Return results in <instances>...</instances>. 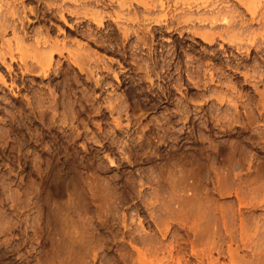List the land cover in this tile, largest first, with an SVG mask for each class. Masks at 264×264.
<instances>
[{
	"label": "rangeland",
	"instance_id": "obj_1",
	"mask_svg": "<svg viewBox=\"0 0 264 264\" xmlns=\"http://www.w3.org/2000/svg\"><path fill=\"white\" fill-rule=\"evenodd\" d=\"M161 1L164 6L160 0H106L112 3L99 7L102 26L90 20L78 25L66 9L60 17L43 3L26 1L40 12L31 29L50 27L72 53L81 39L114 72L89 59L79 68L65 51L55 52L49 74L36 69L37 62L24 73L22 62L35 64L40 54L29 44L15 46L13 71L0 62V264H197L198 253L208 248L212 255L206 251L202 264H208L207 254L209 264H264V115L255 111L260 96L226 64L231 51L238 54L233 46L219 37L210 43L176 21L232 4L241 15L250 13L240 0ZM244 1L264 15V0ZM70 2L65 6L73 9ZM116 21L131 28L128 38ZM89 27L106 42L82 37ZM254 35L264 54V29ZM7 38L14 40L11 32ZM247 63L252 73L253 61ZM208 69L216 80L206 87ZM229 80L251 95L250 105H227ZM259 87L264 90V76ZM199 205L203 216L210 205L204 218ZM202 224L204 234L214 231L201 241L193 227Z\"/></svg>",
	"mask_w": 264,
	"mask_h": 264
},
{
	"label": "bare ground",
	"instance_id": "obj_2",
	"mask_svg": "<svg viewBox=\"0 0 264 264\" xmlns=\"http://www.w3.org/2000/svg\"><path fill=\"white\" fill-rule=\"evenodd\" d=\"M5 0H0V7L3 6V4L5 5L4 9L2 11H0V42H2L1 46H0V62L6 66L7 70H10L9 72H11V70L13 71L12 69V63L11 61L17 56H15V52H14V49H15V46L18 48L20 46H25L26 48L28 47V44L31 45V50L33 51L34 48L38 51H35L37 52L36 54L38 55L39 58H37L38 60L35 61L33 64L30 65L27 61H24L22 62V69H23V72L26 73L28 71H33V66L35 65L36 66V62H37V68L41 73H43L44 75H47L49 73H47V71L49 72V67L51 66V69H52V66H54V61H53V58H54V54L55 52H58L59 54L61 55H64L65 51L67 52V54H69V57L72 59V62L75 64H77L76 66H78L80 68V66L78 65L82 60L84 59H89L90 61H94V63H97L99 61H101L99 55H97V53L95 51H93L89 46H86L85 43H81L80 40H76L77 43V52H74L72 53L68 46H67V42L65 39H59L58 37L56 36H52V34L50 33L51 31V28L50 27H35L32 26L33 28L31 29V25L33 23H35L39 18H40V12L37 8V6H31L30 4L28 5L26 3L27 0H16L18 2H15V0H13L12 2H5ZM33 1V0H31ZM38 3H43V5L46 6V9H47V12L49 13H53L52 11H55V14L56 13H60V17H63V11L66 9L67 12L69 13H72V14H75L76 15V19L79 20L78 22V25H81L82 23H84V21L86 22V20H90L92 22H95L98 24V26H102L103 25V18L105 19V15H102L103 11H100L99 7H104L105 5L109 4V3H112V2H106V0H34ZM67 1H71L73 2L71 5L73 6V9L69 8V7H66V3ZM112 1V0H110ZM70 2V3H71ZM29 3V2H28ZM121 4V3H120ZM119 4V5H120ZM125 4V3H124ZM124 4L122 3L120 6H124ZM238 4V3H237ZM239 4L240 5H244L246 8L245 10L248 11L250 14L248 17L244 16V15H241V12L237 11V6L236 4H232L233 6H225V7H220L216 10H213L211 11L210 13L208 14H205V15H201V16H195L192 12H189V13H186L184 15H180V16H177L176 18H178V20L176 19L177 23L178 24H186L187 26H185L188 30L192 31L194 34H198L200 35L203 39L207 40L208 42L212 43L215 39H217L218 37L220 39H222V41H227L229 43L230 46H233L235 48V51L234 52H238V54L235 56H233V51L232 52V60L233 61H236V63L234 64L233 61L230 59L227 61V65L229 66H232L233 69H235V72L236 74H238L239 76H242L241 78H243V81L245 82V86H250L252 88V90L254 91L255 94H257L258 96H260L259 98V104L256 105V108H255V111H257L259 117L263 116L264 115V90L260 89L259 87V83L263 81V76H264V54L262 53H259L262 49H261V46H260V43L259 41L257 40L256 36L254 35L256 30H260V29H264V15H261L260 14H257V11L253 9V6L244 1V0H240L239 1ZM126 5V4H125ZM131 5V4H130ZM129 5V6H130ZM143 7L145 8V11L146 10H149V6L147 3H143L142 4ZM159 5L160 6H164V1H161L159 2ZM68 6V5H67ZM71 6V7H72ZM110 6V4H109ZM107 6V7H109ZM126 7V6H125ZM131 7V6H130ZM98 8V9H97ZM121 8V7H120ZM104 9V8H103ZM106 9V8H105ZM132 10V9H131ZM107 11V9H106ZM104 11V13L106 12ZM41 12H43L41 10ZM147 12V11H146ZM145 12V13H146ZM149 12V11H148ZM108 13V11H107ZM113 13V12H112ZM131 13V12H130ZM129 13V14H130ZM143 13V12H142ZM145 13H143L142 15V19L141 21H144L146 22L148 19H149V16H145ZM42 14V13H41ZM71 14V15H72ZM114 14V13H113ZM110 12L107 14L108 17H113L111 15ZM167 14V13H166ZM46 15V13L44 12L43 13V16ZM136 15V14H135ZM164 16V15H163ZM162 16V17H163ZM176 16V15H175ZM174 16V17H175ZM240 16V19L239 20H236L235 18L236 17H239ZM116 17V16H115ZM139 17V16H137ZM128 18V17H127ZM151 18V17H150ZM139 19V20H140ZM152 19V18H151ZM161 17L159 18H154V21H162L160 20ZM75 20V19H74ZM164 20H167L166 17ZM152 21V20H151ZM198 21L199 23H203V25L201 24H198ZM115 22V21H114ZM195 22H197L195 24ZM75 23V24H76ZM159 23V22H158ZM143 24V23H142ZM147 24V23H146ZM197 24L199 26H197ZM257 24V25H256ZM83 25V24H82ZM116 25L118 27V29L120 30L122 36L124 38H128L129 35L131 34L130 32V29L129 26L126 24L124 25V23H120V21H116ZM255 25L257 27H255ZM72 26V25H71ZM92 26V25H91ZM149 26V24L147 25ZM146 26V27H147ZM184 27V26H183ZM169 28V27H168ZM176 28V27H175ZM179 28V27H178ZM75 29V28H74ZM183 29V28H182ZM147 31H150L151 30L149 29V27L146 28ZM175 30V29H174ZM79 31V30H78ZM95 30H92L89 28L85 29L83 31V34H81L82 37H86V39L88 38V40H91V41H94V42H99V43H103V42H106L105 39H102L100 38V36H98V34L96 32H94ZM12 33V37H14V40L10 39V38H7V34L8 33ZM81 32V31H80ZM118 32V31H117ZM180 32V31H179ZM99 33V32H98ZM80 36V37H81ZM140 36V35H139ZM9 37V36H8ZM105 38V37H104ZM109 38V37H108ZM141 38V37H140ZM28 40H31L33 41L32 43H28L27 41ZM140 40V39H139ZM13 41L15 42L13 44ZM112 41V40H111ZM12 42V43H11ZM144 42V41H143ZM148 42V41H146ZM107 44V43H106ZM110 44V43H109ZM148 44V43H146ZM89 45V44H88ZM76 46V45H75ZM24 48V47H23ZM232 48V47H231ZM29 49V48H27ZM115 51V50H114ZM124 51V50H123ZM34 52V54H35ZM39 52V53H38ZM226 52V51H225ZM254 53V55H253ZM33 54V56H34ZM37 55L35 57H37ZM7 56H9L8 58L10 60H7ZM67 56V55H66ZM227 56V55H226ZM33 57V58H35ZM64 57V56H62ZM228 57V56H227ZM16 58L14 59L16 61ZM22 58V56L20 57ZM229 58V57H228ZM36 59V58H35ZM25 60V59H24ZM207 60V59H206ZM253 61V65H252V73L249 72V63L247 62H250ZM10 61V62H9ZM22 61V59L20 60ZM71 61V60H70ZM85 61V60H84ZM194 61V60H193ZM13 62V61H12ZM103 64H102V69L106 68L108 69V71L110 72V69L111 67L108 65L109 63H106L104 62L103 60L101 61ZM145 62V61H144ZM211 62V61H210ZM60 63V62H59ZM91 63V62H90ZM81 64V63H80ZM33 65V66H32ZM89 66L91 64H88ZM210 65V64H209ZM212 65V64H211ZM210 65V66H211ZM226 65V66H227ZM21 66V65H19ZM56 66V65H55ZM99 66V65H98ZM96 66V67H98ZM227 66V67H228ZM94 67V66H93ZM148 67V66H147ZM83 68V67H82ZM139 68V67H138ZM141 68V67H140ZM205 68V67H204ZM209 68V67H208ZM218 68V67H217ZM243 68V69H242ZM35 69V70H36ZM94 69V68H93ZM100 69V68H99ZM37 70V72H39ZM53 70V69H52ZM82 70V69H81ZM91 70V69H90ZM217 70V69H216ZM54 71V70H53ZM83 71V70H82ZM95 71V70H94ZM102 71V70H101ZM111 71L114 72V69ZM15 72V71H14ZM52 72V71H51ZM13 73V72H12ZM22 73V72H21ZM47 73V74H45ZM53 73V72H52ZM56 73V72H54ZM53 73V74H54ZM188 73V72H187ZM206 73V72H205ZM9 74V73H8ZM115 74H117L115 72ZM215 73H213V71H211L210 69L207 70V80L204 81V86H208L211 84V83H214L215 82V76H214ZM223 74V73H222ZM222 74L220 76H222ZM90 75V74H89ZM94 75V74H93ZM193 75V74H192ZM206 75V74H205ZM1 76V74H0ZM117 76V75H116ZM115 76V77H116ZM147 76V75H146ZM189 76V75H188ZM219 76V75H218ZM118 79V77H116ZM149 78V77H148ZM151 78H152V75H151ZM200 78V77H199ZM198 78V79H199ZM239 78V77H238ZM12 79V78H11ZM191 79V78H190ZM3 80H4V77H3ZM95 80V79H94ZM97 80V79H96ZM151 80V79H150ZM219 81L218 82H222L223 84V81L222 79H218ZM13 81V80H12ZM101 81V80H100ZM99 81V82H100ZM193 81V80H192ZM230 81V80H229ZM98 81H96L97 83ZM196 82V81H194ZM193 82V83H194ZM235 82V81H234ZM232 82V80L230 82H224L226 83V87L228 88V91L230 93H235L234 95H236L237 97V100L236 99H233L232 96L233 94L231 95V98L229 99H226L227 101V105H228V101L230 102V105L231 103L234 105V107L236 109H238V105L240 102H243L242 105L247 104V105H250L251 102H252V98H251V95L248 93H243L238 90L239 89V84L240 82H238L237 84ZM119 83V82H118ZM197 83V82H196ZM194 83V84H196ZM243 83V82H242ZM99 84V83H97ZM104 84V83H103ZM110 84V83H109ZM143 84V83H142ZM199 84V83H197ZM200 85V84H199ZM237 85H238V88H237ZM243 85V84H242ZM197 86V85H196ZM200 87V86H199ZM243 87V86H242ZM226 88V89H227ZM247 88V87H246ZM245 89V88H244ZM225 91V90H224ZM223 91V92H224ZM228 92V93H229ZM225 93V92H224ZM230 93H229V96H230ZM198 94V93H197ZM201 94V93H200ZM216 94V93H215ZM219 94V93H217ZM221 94V93H220ZM226 94V93H225ZM171 95V94H170ZM205 95V94H204ZM203 97V96H202ZM234 97V96H233ZM160 98V97H159ZM216 98V97H215ZM235 98V97H234ZM169 99V97H168ZM218 99L222 100L224 102L225 100V95L222 93L220 96L218 95ZM217 99V100H218ZM243 99V100H242ZM110 101V100H109ZM112 101V100H111ZM219 101V100H218ZM114 102V101H113ZM222 103V102H221ZM241 104V103H240ZM229 105V106H230ZM246 105V106H247ZM109 106V105H108ZM232 106V105H231ZM245 106V105H244ZM245 106V107H246ZM232 107V108H234ZM235 109V110H236ZM248 109V107L246 108ZM234 110V109H232ZM249 110V109H248ZM246 110V111H248ZM245 111V112H246ZM253 111V110H252ZM234 112V111H233ZM236 112V111H235ZM235 116H236V113L239 112V110L235 113ZM244 112V113H245ZM252 113V112H251ZM250 113V114H251ZM256 113V114H257ZM238 114V113H237ZM240 114V112H239ZM226 115V114H225ZM230 115V114H229ZM252 116L254 115L253 113L251 114ZM234 115H232L233 117ZM238 116V115H237ZM236 116V117H237ZM255 116V115H254ZM223 117V116H222ZM236 117H234L236 119ZM184 118V117H183ZM227 118V116H226ZM249 118V117H247ZM256 118V117H255ZM254 118V119H255ZM258 118V117H257ZM256 118V119H257ZM217 119V118H216ZM231 119V117H230ZM250 119V118H249ZM222 120V119H221ZM227 120V119H225ZM233 121V119H231ZM240 120V119H239ZM189 121V120H188ZM214 121V120H213ZM216 122L218 120H215ZM236 121V120H235ZM159 122V121H157ZM161 122V121H160ZM207 122V121H206ZM220 122V121H219ZM234 122V121H233ZM237 122H240V121H237ZM236 122V123H237ZM222 123V122H221ZM235 123V122H234ZM241 123V122H240ZM251 123V122H250ZM217 124V123H216ZM215 124V125H216ZM220 124V123H219ZM217 124V125H219ZM224 124V123H222ZM117 125V124H116ZM191 125V124H190ZM171 126V125H170ZM219 127V126H218ZM222 127V126H221ZM234 148V147H233ZM204 152V151H203ZM207 152V151H206ZM234 154V153H233ZM197 155V154H196ZM179 156V155H178ZM195 156V154H194ZM212 157V156H211ZM215 157V156H214ZM176 158V157H175ZM178 159V158H177ZM241 159V158H240ZM192 160V159H191ZM190 160V161H191ZM210 162V161H209ZM173 163V162H172ZM178 163V162H177ZM193 164V163H192ZM174 165V164H173ZM211 165V164H210ZM229 165V163H228ZM175 166V165H174ZM206 166V165H205ZM170 167V166H169ZM211 167V166H210ZM222 167V166H221ZM228 167V166H226ZM171 168V167H170ZM213 168V167H212ZM216 168V166H215ZM175 169V168H174ZM182 169V168H181ZM200 169V168H199ZM214 169V168H213ZM225 169V168H224ZM169 170V169H168ZM171 170V169H170ZM176 170V169H175ZM217 170V169H216ZM177 171V170H176ZM182 171V170H181ZM241 171H239L240 173ZM248 172V171H247ZM219 173V172H218ZM165 174V173H164ZM181 174V173H180ZM215 174V173H214ZM179 175V174H178ZM183 175V174H182ZM228 175V174H227ZM170 176V175H169ZM173 176V175H172ZM184 176V175H183ZM200 176V175H199ZM202 176V175H201ZM200 176V177H201ZM231 176V175H230ZM240 176V175H239ZM185 178V177H183ZM187 178V177H186ZM244 178V177H243ZM182 179V178H181ZM220 180V179H219ZM217 181V180H216ZM241 181V180H240ZM245 181V180H244ZM171 182V181H170ZM194 183V182H193ZM220 183V182H219ZM243 183V182H242ZM251 185V183H249ZM174 186V184H173ZM198 185L196 184V187ZM215 186V185H214ZM220 186V185H219ZM205 187V186H204ZM179 188V187H178ZM181 188V187H180ZM184 188V187H183ZM182 188V189H183ZM222 188V187H221ZM195 190V189H194ZM200 190V189H199ZM211 190V189H210ZM243 190V189H242ZM189 192V191H188ZM198 192V191H197ZM202 191H200L201 193ZM224 192V191H223ZM240 192V191H239ZM242 192V191H241ZM198 193V195L200 194ZM231 193V192H230ZM196 195V194H195ZM209 195V194H208ZM206 195V197L208 196ZM205 196V194H204ZM213 197V195H212ZM215 197V196H214ZM199 198V197H198ZM257 198V197H256ZM188 199V198H186ZM191 199V198H190ZM206 199V198H205ZM209 196L207 198V200H209ZM236 199V198H235ZM239 199V198H238ZM254 199V198H253ZM202 200V199H200ZM199 200V201H200ZM244 200V199H243ZM257 200V199H256ZM261 200V199H260ZM144 201V200H142ZM198 201V202H199ZM205 201V200H204ZM212 201V200H211ZM187 202V201H186ZM194 202V201H193ZM192 202V203H193ZM210 202V200H209ZM250 202V201H249ZM248 202V204H249ZM145 203V202H144ZM150 203V202H149ZM197 203V202H196ZM201 203V202H200ZM203 203V202H202ZM208 203V201H207ZM195 205V204H194ZM193 205V206H194ZM206 205V204H205ZM239 205V204H238ZM245 205V204H244ZM259 205V204H258ZM148 206V205H147ZM165 206V205H164ZM202 206V205H201ZM210 206V205H208ZM207 206V207H208ZM233 206V204H232ZM200 207V205H199ZM207 207L205 208V213L207 212L206 210H208L210 207ZM216 207V206H215ZM215 207L213 209H215ZM251 207V206H250ZM167 208V207H165ZM195 208V207H194ZM255 208V207H254ZM168 209V208H167ZM166 209V210H167ZM197 209V208H196ZM200 211L197 210L198 213H201L200 217L203 216L202 212L201 211H204V206L200 207L199 208ZM203 209V210H201ZM211 209V208H210ZM220 209L221 206H220ZM218 209V211L220 210ZM224 209V207H223ZM222 209V210H223ZM226 209V208H225ZM237 209V208H236ZM186 210V208H185ZM191 210V209H190ZM216 210V209H215ZM221 210V211H222ZM240 210V208H239ZM210 211V210H208ZM214 211V210H212ZM217 211V212H218ZM225 212V211H224ZM237 212V211H236ZM242 212V211H241ZM205 213H204V216H205ZM222 213V212H221ZM239 213V212H238ZM197 214V213H196ZM232 214V213H231ZM195 215V214H194ZM199 216V214H197ZM226 215V214H224ZM223 214H221V216H224ZM239 215V214H238ZM204 216L202 218H204ZM236 216V215H235ZM241 216V214H240ZM234 217V216H233ZM152 218V217H151ZM188 218V217H187ZM212 218V217H211ZM215 218V216H214ZM225 218V216L223 217ZM228 218V217H227ZM244 218V217H242ZM257 218V217H256ZM216 219V218H215ZM223 220V219H222ZM233 220V219H232ZM159 221V220H158ZM195 221V220H194ZM219 221V220H218ZM225 221V220H224ZM237 221V220H236ZM257 221V220H256ZM191 222V221H190ZM206 221H204L205 223ZM160 223V222H159ZM162 223V222H161ZM183 223V222H182ZM187 224V223H186ZM189 224H193V223H189ZM198 224V223H197ZM207 224V223H206ZM205 224V225H206ZM216 224V223H215ZM221 224V223H220ZM161 225V224H160ZM188 225V224H187ZM204 224L200 225V226H196V227H193V228H198V231L194 232L196 229L193 230V232L197 235H199L200 237H198L199 239H201L202 241V237L204 236H201L204 234V228H202L201 226H203ZM159 226V224H158ZM190 226V225H189ZM209 226V225H208ZM241 226V225H240ZM243 226V225H242ZM245 226V225H244ZM129 227V226H128ZM169 227V225L167 226ZM160 228V227H159ZM158 228V230H159ZM182 228V227H181ZM186 228V227H184ZM210 228V226H209ZM208 228V232H209V229ZM243 228V227H242ZM132 229V228H131ZM192 229V228H190ZM212 229V228H211ZM216 229V228H215ZM218 229V228H217ZM133 230V229H132ZM185 231V230H184ZM205 231H206V228H205ZM214 229H212V231H210L211 233H213ZM226 231V229H225ZM192 232V233H193ZM209 232V233H210ZM209 233L207 235H209ZM217 232H215L216 234ZM133 234V233H132ZM231 234V233H230ZM128 235V234H127ZM177 235V234H176ZM197 235V236H198ZM205 236L206 235V232L204 234ZM218 235V233H217ZM134 236V235H133ZM132 236V237H133ZM212 236V234H211ZM210 236V237H211ZM176 237V236H175ZM208 237V236H207ZM220 237V236H219ZM233 237V236H232ZM231 237V238H232ZM139 238V237H138ZM184 238V237H183ZM218 238V237H217ZM132 239V238H131ZM136 239V238H135ZM180 240V239H179ZM183 240V239H182ZM208 239H206L207 241ZM264 240V239H263ZM135 241V240H134ZM137 241V240H136ZM152 241V240H151ZM176 241V240H175ZM185 241V240H184ZM189 241V240H188ZM191 241V240H190ZM131 242V241H130ZM173 242V241H171ZM199 242V240H198ZM205 242V240L203 241ZM202 242V243H203ZM132 243V242H131ZM191 243V242H190ZM189 243V244H190ZM206 245V243H204ZM225 244V243H224ZM263 244V243H262ZM155 245V244H154ZM192 245V244H191ZM201 244H199L200 246ZM204 245V246H205ZM183 246V245H182ZM203 246V245H202ZM208 246V245H206ZM229 246H231L229 244ZM227 246V247H229ZM164 247V246H163ZM219 248V246H217ZM171 248V247H170ZM176 248V247H175ZM231 248V247H229ZM228 248V249H229ZM195 249V248H193ZM203 249V248H201ZM155 250V249H154ZM161 250V249H160ZM197 250V249H196ZM195 250V252H196ZM239 250V249H238ZM158 251V250H157ZM172 251V249L170 250ZM194 251V250H193ZM199 251V250H198ZM207 253H209V248L208 250H206ZM205 251V252H206ZM217 251L219 252V250L217 249ZM191 252V251H190ZM200 252V251H199ZM204 252V251H202ZM204 252V254H205ZM171 253V252H170ZM206 253V254H207ZM240 253V252H239ZM169 254V253H168ZM193 254V253H192ZM200 256H199V260L197 261L198 263L197 264H202V262L204 261V254L203 253H198ZM196 253H194L195 257L198 255ZM210 255L211 252L209 253ZM207 254L205 257H207V260H208V264L210 263V260L212 259V257ZM220 254V253H219ZM240 255V254H239ZM171 256V255H170ZM242 256V255H241ZM189 257V256H188ZM198 257V256H197ZM216 259H217V256H215ZM263 257V256H262ZM211 258V259H210ZM240 258V257H239ZM263 259V258H262ZM186 261V260H185ZM214 261V260H213ZM200 262V263H199ZM212 262V261H211ZM191 263V262H190ZM205 263V262H204Z\"/></svg>",
	"mask_w": 264,
	"mask_h": 264
}]
</instances>
